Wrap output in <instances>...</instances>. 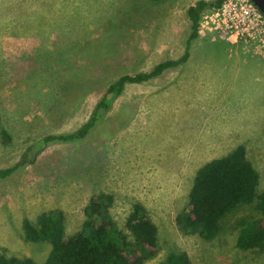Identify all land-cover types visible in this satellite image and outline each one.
<instances>
[{
	"label": "rangeland",
	"instance_id": "1",
	"mask_svg": "<svg viewBox=\"0 0 264 264\" xmlns=\"http://www.w3.org/2000/svg\"><path fill=\"white\" fill-rule=\"evenodd\" d=\"M197 1L0 0V168L27 147L36 152L0 182V252L44 261L51 244L26 239L24 220L62 209L73 233L89 198L106 192L130 238L126 220L135 202L156 223L159 250L144 264H160L170 250L187 252L191 264H264V247L235 245L238 222L261 216L255 202L228 212L210 240L182 232L176 221L198 168L240 144L264 190V53L256 45L204 26L184 63L128 83L83 140L41 142L77 129L119 76L183 55L187 9Z\"/></svg>",
	"mask_w": 264,
	"mask_h": 264
},
{
	"label": "trees",
	"instance_id": "2",
	"mask_svg": "<svg viewBox=\"0 0 264 264\" xmlns=\"http://www.w3.org/2000/svg\"><path fill=\"white\" fill-rule=\"evenodd\" d=\"M221 2L198 0L191 4L187 9L191 33L183 55L161 61L150 71L119 76L108 85L85 122L71 131L45 135L41 140L43 147L83 140L102 121L128 83L148 81L166 69L184 63L189 57L191 41L199 36L202 12ZM2 135L5 139L10 137L4 129ZM35 156L32 146L27 147L16 163L0 168V182L32 163ZM259 183V171L247 156L244 145L211 159L196 171L188 205L177 215L179 229L185 233H198L206 240L213 239L220 232V220L228 212L242 203L255 202L261 216L245 217L238 222L235 245L242 250L263 248L264 190L259 191ZM113 199L106 192L93 194L84 207L86 217L81 227L70 234L66 233V216L62 209L42 212L35 223L26 218L23 222L25 238L49 241L51 248L47 257L38 262L0 252V264H144L159 250L158 227L146 207L135 202L126 220L130 238L119 228L110 212ZM160 264H191V258L185 251L170 250Z\"/></svg>",
	"mask_w": 264,
	"mask_h": 264
},
{
	"label": "built area",
	"instance_id": "3",
	"mask_svg": "<svg viewBox=\"0 0 264 264\" xmlns=\"http://www.w3.org/2000/svg\"><path fill=\"white\" fill-rule=\"evenodd\" d=\"M210 8L201 15L199 34L205 26L227 39L254 44L264 53V13L253 0H223Z\"/></svg>",
	"mask_w": 264,
	"mask_h": 264
},
{
	"label": "water",
	"instance_id": "4",
	"mask_svg": "<svg viewBox=\"0 0 264 264\" xmlns=\"http://www.w3.org/2000/svg\"><path fill=\"white\" fill-rule=\"evenodd\" d=\"M253 1L260 8V10L264 13V0H253Z\"/></svg>",
	"mask_w": 264,
	"mask_h": 264
}]
</instances>
